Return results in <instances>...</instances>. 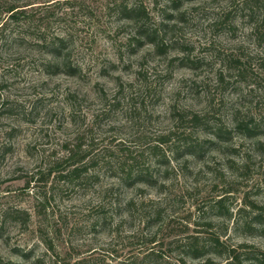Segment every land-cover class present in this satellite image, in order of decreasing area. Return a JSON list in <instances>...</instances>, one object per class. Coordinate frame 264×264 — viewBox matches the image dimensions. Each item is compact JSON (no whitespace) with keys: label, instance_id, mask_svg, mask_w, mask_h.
<instances>
[{"label":"rangeland","instance_id":"obj_1","mask_svg":"<svg viewBox=\"0 0 264 264\" xmlns=\"http://www.w3.org/2000/svg\"><path fill=\"white\" fill-rule=\"evenodd\" d=\"M137 2L147 23L119 14ZM13 5L34 19L0 46V260L264 264V0H0V18ZM58 36L75 77L44 70ZM81 142L96 166L63 180ZM140 168L156 186L123 183ZM10 208L29 220L1 225Z\"/></svg>","mask_w":264,"mask_h":264},{"label":"trees","instance_id":"obj_2","mask_svg":"<svg viewBox=\"0 0 264 264\" xmlns=\"http://www.w3.org/2000/svg\"><path fill=\"white\" fill-rule=\"evenodd\" d=\"M177 3L178 2L174 3L175 7H178V5H176ZM26 8L27 5H13L10 8L6 9V17L0 18V46L4 47L7 44H13L14 42L25 40L26 33H24L23 30H21L22 32L20 31L19 24L23 22L22 20H27V18L28 22H32L34 19L33 18L30 21V17L27 11L28 9ZM119 14H121L126 19H129L131 21L133 20L136 24H142L145 21L147 23L149 20V13L147 11V8L143 4H140L138 2L131 8L125 7L122 10L119 9ZM139 27V36L149 40L150 43L154 44L158 49H160L161 47L158 45V31H151L150 29H146L144 25H140ZM4 33H6V35L8 36H5ZM69 42L70 41L68 37L58 36L54 37L51 41H45V43L42 45L44 52L49 54L53 58L50 59L49 62L46 61L45 64H43L44 70L48 75L52 76L64 74L70 77H75L79 75V73H81L80 67L74 66L72 63L71 56L69 55ZM12 106L13 105H10L6 101L0 103V117L9 115V113L13 110ZM237 130H240L243 134H246L247 136H252L256 134V131L251 128V126L244 125L243 122L237 124ZM216 134H218V137L220 138L222 130L219 129L218 133ZM82 145L83 144L81 142L79 145H77V147H66L67 151L70 153V156L65 164L57 166V169H63V171L70 170L68 168H71L68 174H65L63 175L64 177H61L63 180H77L80 178L82 179L83 175H86V173L89 172V166H96V163H94L93 165H89L85 162L87 157L86 155H81L83 147ZM160 148L161 147H159L158 145L154 148L153 151L154 156L158 158H160V156H158L159 150H161ZM198 148L199 147L189 144L186 147L184 154L188 156H195L198 152ZM6 153V144L0 141V159L5 157ZM158 164H168V161H161L160 158ZM134 169H132L129 174L124 175L126 176L122 179L124 184L133 185L142 183L153 187L156 186L157 181L153 179V172L150 169L140 168L139 171H133ZM9 219H12L13 221L27 222L29 220V214L26 211L10 208L5 212L4 218L1 221V225L6 224ZM212 245L214 246V243H212ZM194 256H196L194 258H198L196 254ZM228 261L229 262L227 264L242 263L241 261H239L238 257H231L228 259ZM0 264L5 263L0 260Z\"/></svg>","mask_w":264,"mask_h":264}]
</instances>
